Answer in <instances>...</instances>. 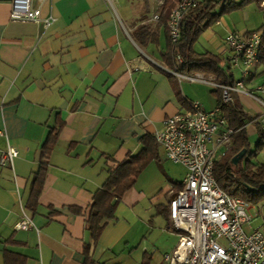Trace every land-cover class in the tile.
I'll list each match as a JSON object with an SVG mask.
<instances>
[{"label": "crops", "instance_id": "obj_1", "mask_svg": "<svg viewBox=\"0 0 264 264\" xmlns=\"http://www.w3.org/2000/svg\"><path fill=\"white\" fill-rule=\"evenodd\" d=\"M10 2L0 0V161L8 145L18 157L13 168L0 165V264L6 252L25 258L26 264H84V246L92 244L87 222L93 199L109 171L138 155L140 141L155 138L163 122L190 103H200L206 112L217 109L216 90L211 89L213 104L202 94L206 87L179 83L172 75L174 62L165 58L168 29L152 20L167 0H47L39 3L42 19L56 18L48 29L13 21ZM243 19L240 25L223 18L218 24L225 49L213 48L241 78L225 39L264 26V21L251 23L246 13ZM129 67L139 70L131 74ZM261 72L255 65L245 79L235 81L243 80L254 93L264 87ZM232 97L248 117L263 114L250 97ZM260 99L264 102V96ZM255 120L245 127L251 151L261 140ZM59 124L63 128L31 217L33 228L16 231L27 216L29 181L41 147ZM160 149L159 162L150 164L124 194L116 219L93 247L95 264H165V256L176 249L179 236L169 205L186 171L181 182L172 178ZM258 160L264 163V150Z\"/></svg>", "mask_w": 264, "mask_h": 264}, {"label": "built area", "instance_id": "obj_2", "mask_svg": "<svg viewBox=\"0 0 264 264\" xmlns=\"http://www.w3.org/2000/svg\"><path fill=\"white\" fill-rule=\"evenodd\" d=\"M47 0H11V19L19 22L43 24L51 27L56 18L42 19L39 3ZM208 0H181L169 18V36L176 46L181 39L182 23L191 11ZM158 23L159 15L152 18ZM262 32L230 33L225 39L234 69L240 70L245 79L248 71L259 64ZM176 69L172 75L179 83L201 84L221 91L224 106L233 104V94L250 97L264 109V87L250 92L244 81L234 87L220 86L203 74L185 75L179 72L183 62L175 57ZM139 68L129 67L132 74ZM255 122L264 137V112ZM237 131L229 126L221 108L206 112L198 102L163 122V129L155 135L166 159L186 171L182 188L169 205L170 221L179 235V242L172 254L166 255L165 264H264V224L254 228L259 216L251 215L254 207L243 200L230 197L217 184L214 171L218 160L226 156L234 145ZM18 152L8 145L0 165L13 168ZM32 220L23 216L15 229L28 232Z\"/></svg>", "mask_w": 264, "mask_h": 264}, {"label": "trees", "instance_id": "obj_3", "mask_svg": "<svg viewBox=\"0 0 264 264\" xmlns=\"http://www.w3.org/2000/svg\"><path fill=\"white\" fill-rule=\"evenodd\" d=\"M180 2L181 0H167L159 15L160 26L168 29L170 14ZM251 4H257L264 14V0L206 1L198 9L186 15L182 23L181 39L176 46L171 43L169 36L165 58L170 64L172 62V65L174 62L176 67L175 57L180 56L183 66L180 67L179 72L182 74L191 76L199 73L213 78L220 86L234 87L237 83L234 74L228 66H225L223 59L209 52L198 54L194 47L205 31L218 24L226 16L240 12ZM258 31L263 35L258 64L262 72L259 77L264 78V26ZM215 94L218 98V107L222 109L229 126L237 131L233 147L215 164V180L230 197L258 206L264 203V163L258 160V154L264 150V137L261 129H259L261 140L256 149L251 151L245 127L253 123L256 117H248L236 104L224 106L221 91L216 90ZM62 128L63 124H59L49 130L41 147L38 169L29 181L28 200L24 209L30 219L36 214L45 184L49 158L59 141ZM140 144L139 154L112 168L105 186L94 196L87 222V232L90 234L92 244L84 246V264H95L92 257L93 247L98 243L108 224L116 219V212L124 194L135 187L139 176L150 164L159 162L161 158V149L155 138L145 137ZM241 153H245L244 157L235 164ZM180 188H182L181 185ZM5 264H26V259L6 252Z\"/></svg>", "mask_w": 264, "mask_h": 264}, {"label": "rangeland", "instance_id": "obj_4", "mask_svg": "<svg viewBox=\"0 0 264 264\" xmlns=\"http://www.w3.org/2000/svg\"><path fill=\"white\" fill-rule=\"evenodd\" d=\"M245 13L249 16V21L251 23H253V24H256V25L262 24L263 21H264V14H263L262 10L258 7L257 4L248 5L242 11L236 12L234 14H230V15H228L226 17L229 20H233L235 22H238L241 25L242 22L244 21L243 14H245ZM221 27L222 26H219V24H216L213 27H211L210 29H208L207 31H205L201 35V37L199 38V41L196 43V45L194 47L195 52L198 53V54H202V53H205V52H213L214 53V49L213 48H215L214 47L215 45H219V46L222 45L223 48H224V44H222V30H221ZM234 77L242 79L240 77L239 73H234ZM199 86L206 87V88H204L205 90H203L202 94H204V96L206 98H208V100L212 99V103L214 104V101H213V99H214L213 96L214 95L212 94V90H211L212 88H210L208 86H204V85L203 86L199 85ZM251 147L254 148L253 142L251 143ZM163 164L166 167V169L168 171H170V176H172V178H174V179H176V180H178L180 182L183 180V178H184V169L181 166L174 165L173 163H170V162H167V161H164ZM253 207H254V211L251 212V215L255 216L256 213L259 215L256 218V220L254 221L253 226H254V228H258L262 224H264V203H261L258 206H253ZM174 232L178 235V233L175 230H174Z\"/></svg>", "mask_w": 264, "mask_h": 264}, {"label": "water", "instance_id": "obj_5", "mask_svg": "<svg viewBox=\"0 0 264 264\" xmlns=\"http://www.w3.org/2000/svg\"><path fill=\"white\" fill-rule=\"evenodd\" d=\"M244 155H245V153H241V154L237 157L235 164L237 163V161H239L240 159H242V158L244 157Z\"/></svg>", "mask_w": 264, "mask_h": 264}]
</instances>
